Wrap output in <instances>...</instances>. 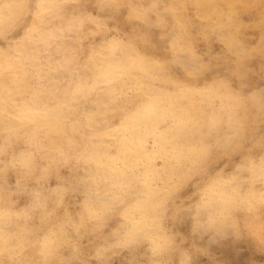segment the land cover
Instances as JSON below:
<instances>
[{
  "label": "clouds",
  "instance_id": "obj_1",
  "mask_svg": "<svg viewBox=\"0 0 264 264\" xmlns=\"http://www.w3.org/2000/svg\"><path fill=\"white\" fill-rule=\"evenodd\" d=\"M0 264H264V0H0Z\"/></svg>",
  "mask_w": 264,
  "mask_h": 264
}]
</instances>
